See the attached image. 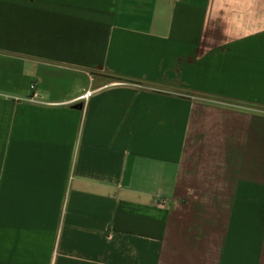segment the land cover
<instances>
[{
    "label": "crops",
    "instance_id": "crops-1",
    "mask_svg": "<svg viewBox=\"0 0 264 264\" xmlns=\"http://www.w3.org/2000/svg\"><path fill=\"white\" fill-rule=\"evenodd\" d=\"M0 264H264V0H0Z\"/></svg>",
    "mask_w": 264,
    "mask_h": 264
},
{
    "label": "built area",
    "instance_id": "built-area-1",
    "mask_svg": "<svg viewBox=\"0 0 264 264\" xmlns=\"http://www.w3.org/2000/svg\"><path fill=\"white\" fill-rule=\"evenodd\" d=\"M92 91L91 90H87L85 91V93L82 95L83 98H88L89 95H91Z\"/></svg>",
    "mask_w": 264,
    "mask_h": 264
}]
</instances>
